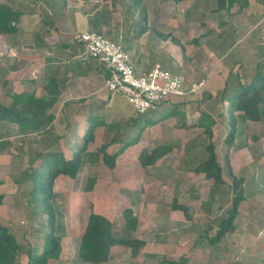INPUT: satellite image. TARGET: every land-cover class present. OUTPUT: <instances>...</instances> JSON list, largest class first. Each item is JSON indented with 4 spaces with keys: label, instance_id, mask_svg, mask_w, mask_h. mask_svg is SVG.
I'll return each instance as SVG.
<instances>
[{
    "label": "rangeland",
    "instance_id": "374dc122",
    "mask_svg": "<svg viewBox=\"0 0 264 264\" xmlns=\"http://www.w3.org/2000/svg\"><path fill=\"white\" fill-rule=\"evenodd\" d=\"M8 1L14 7L30 6L34 13L22 15L30 23L22 24V34L17 38L20 44L13 47L6 36L0 35L2 105H10L11 96L21 92L35 97L42 94L34 82L41 79L45 57L52 56L58 60L59 67L68 68L64 62L71 55L65 48L59 46L46 54L32 43L35 29L40 32L38 42L48 39L46 46L56 48L55 45L67 43L81 32H88L87 20L92 18L98 21L95 32L99 31L128 52L136 70L150 69L157 63L180 74L188 87L203 81L197 93L171 97L159 105L178 106L190 127H182L177 116L164 122L163 110L149 112L140 120L142 124L148 123L146 129L143 127L141 132L137 129L130 138L138 137V142L116 157L114 167L104 164L99 153L98 160L86 163L75 178L61 175L55 179L51 205L61 253L52 264H85L78 259L77 248L90 213L106 217L116 237L131 235L145 241L135 258L129 248L114 245L109 249L108 260L99 264H167L166 261L181 259L186 260L185 264H264V121L237 127L234 143L227 147L224 139L229 128L226 118L219 114L222 105L227 110L228 104L220 103L214 96L223 88L233 62L244 67L242 77L248 76L259 48L264 51V0H236L228 11L225 6L216 11L215 0H142L140 6L145 8L147 23H141L145 29L140 34L135 30L137 13L131 16L132 9L126 13L130 0L125 5L123 0H37L34 5L30 4L35 0ZM51 3L50 12L55 16L50 13L48 18L53 27L41 25L39 29L37 19L43 17L44 8ZM155 18L157 25L152 24ZM164 36L167 39L162 40ZM69 67L75 72V63ZM237 68L238 65L232 71ZM98 79L83 76L67 81L68 85L59 83L60 94L50 110L55 120L45 132L23 134L16 125L0 122V195L3 197L0 225L20 245L26 242L39 248L42 245L32 227L28 189L23 185V193H19L15 184L30 162L34 169L39 168L41 158L31 161L32 154L37 149L55 150L69 158L71 141L74 138L76 147L85 120L97 116L102 124L96 128L87 150L96 153L110 141L105 152L111 155L119 149L112 139H122L126 123L137 116L121 96L100 90L102 84ZM206 91L213 95L203 100ZM17 109L26 113L34 111L29 102H20ZM152 121L155 123L150 124ZM198 122L203 125L197 126ZM51 129L55 136L49 138L47 133ZM208 143L213 145L221 167L222 185H215L194 170L205 159ZM162 144L174 146L153 166L141 167L137 159L139 152L143 148L150 152ZM186 144L192 147L190 160L184 159ZM91 179L92 189L85 190ZM233 179L241 180L245 196L237 208L234 230L210 244L209 239L228 217ZM180 205L187 209L189 218L172 208ZM126 209L138 221L136 231L129 236L124 232ZM40 213L45 222V211ZM17 260L19 264L26 263L23 250L19 251Z\"/></svg>",
    "mask_w": 264,
    "mask_h": 264
},
{
    "label": "trees",
    "instance_id": "16d2710c",
    "mask_svg": "<svg viewBox=\"0 0 264 264\" xmlns=\"http://www.w3.org/2000/svg\"><path fill=\"white\" fill-rule=\"evenodd\" d=\"M125 1L126 0L122 1L124 5ZM130 1L131 6H128L129 8L127 7L126 13L130 9L133 10L131 16L137 13L138 18L135 20V24H137L135 30L139 31V34L143 33L145 27L142 26L141 23H144L146 12L144 10L145 8L140 6L142 0ZM215 2L216 11L223 9L224 6L228 11L233 4L237 3L236 0H215ZM36 3L37 0L33 1L30 5ZM48 6L52 7L53 5L51 3ZM29 7L30 6L26 7L22 5L14 7L8 0L0 1V35L12 36L20 31V18L25 12H32V7ZM44 15L45 14L42 16L44 17ZM97 22L96 18L87 20L88 32L99 34V31L95 32ZM76 40L78 44L81 45L82 51L84 52L83 44L79 41L78 37ZM84 56L85 58L91 59L86 55ZM257 57L251 74L244 77L241 75V70L244 67L239 63L233 62L231 65L232 70L237 65L239 69L237 68L238 70L236 71L230 70L228 77L223 81V88L219 91L217 90L214 95L216 98H219L220 103L225 102L228 104L227 110H223L222 105V111L219 114L220 117L226 118L225 124L229 128L228 134L224 139L227 147L234 143L235 135L238 130L237 127L240 125L246 127L247 123L250 122L259 123L264 121V51L260 48ZM42 82V95L39 97H35L33 94L20 93L11 96L12 101L10 105L5 106L0 103V122L16 125L19 132L23 134L45 132V128L51 126L55 120V115L50 110L57 102L60 90L58 89L59 83L57 77H47ZM212 95L213 94L209 91L204 92L203 100L211 98ZM20 102H29L34 108V111L26 113L21 109H17ZM71 104L72 103H64V105ZM160 104L145 114H135L137 116L134 119H129L128 123H126V133L122 135V139L116 141L112 139V143L116 142L122 145L111 155L105 152L106 147H108L107 144L110 141L100 146L96 153L87 150L89 143L94 140L96 128L102 124L97 116H90L85 120L83 133L80 137L76 138V147L74 145V138L73 142L71 141L69 146L71 156L69 158H66L60 151H39L37 149V151L32 154L31 161L41 158L39 168L34 169L33 163L30 162L28 168L15 179V184L17 185V191L19 193H23L21 189L23 185L28 189L26 191L29 195L27 203L32 210V227L35 228L34 231L37 234L36 236L40 238L42 245L40 248L29 242H26L25 245H20L16 242L13 235L0 225V264H19L17 256L19 251L22 250L27 259L25 264H52L54 261H57L61 253V239L57 235L54 212L51 205L53 196L52 187L55 179L61 175L71 179L75 178L86 163L89 164L98 160L99 153L104 164L110 168L114 167L116 157L122 154L125 148L138 142V137H134L131 140L130 138L137 129L141 132L144 130L145 126L148 125L146 121H143V124L140 123V120L146 117L149 112L156 113L170 107V116L179 117L182 127H190L189 124L185 122L184 114L177 109L179 108L178 106L164 105L160 107ZM153 123H155V121H152L150 124ZM202 125L201 122L197 123V126ZM207 132L210 135V132ZM47 135L49 138L55 136L53 135L52 129ZM191 145L195 146V143L192 142ZM173 146L174 145L162 144L151 149L150 152H146V149L143 148L139 152V155H137L140 166L143 168L153 166L158 160L169 154ZM185 146L184 159L190 160L193 151L191 154L189 152L192 150V147L188 146V144ZM205 152L206 157L194 168L195 172L202 173L205 178L212 180L215 185H222V170L217 162L211 143H208L205 147ZM92 185L93 180L91 179L84 189L91 190ZM231 189L233 190V198L231 200V208L227 212L228 217L222 221L221 227L218 229L215 236L209 239L208 242L210 244L217 243L226 232L234 230L233 221L237 216V208L245 197L244 190L241 186V180L233 179ZM2 199L3 197L0 195V206L2 204ZM173 203L175 204V200H173ZM172 208L181 210L182 213L187 216V209L184 206L180 205ZM41 210H44L47 215L45 222L41 220ZM123 218L124 232L129 236V233L131 234L136 231L137 219L132 216V211L130 209L123 211ZM112 228L111 222L106 217L97 213L89 214L77 248V257L82 263L99 264L106 262L109 256V249L114 245L125 246L130 249L132 257L135 258L137 256L138 249L144 246L145 242L136 237L133 238L131 235L130 237H116L112 233ZM185 261V259H181L178 261L179 263L174 261H166V263L185 264Z\"/></svg>",
    "mask_w": 264,
    "mask_h": 264
},
{
    "label": "built area",
    "instance_id": "2783aa9c",
    "mask_svg": "<svg viewBox=\"0 0 264 264\" xmlns=\"http://www.w3.org/2000/svg\"><path fill=\"white\" fill-rule=\"evenodd\" d=\"M78 38L84 46V55L98 61L105 69L106 91L121 96L134 114H145L168 98L197 93L203 85V81H198L188 87L180 74L159 65L137 71L128 52L101 34L84 32Z\"/></svg>",
    "mask_w": 264,
    "mask_h": 264
},
{
    "label": "crops",
    "instance_id": "0c3cea01",
    "mask_svg": "<svg viewBox=\"0 0 264 264\" xmlns=\"http://www.w3.org/2000/svg\"><path fill=\"white\" fill-rule=\"evenodd\" d=\"M51 8V7H50ZM49 6H47L46 8H44L45 10V15L44 17H42L41 19H37L38 20V28L41 29L39 26H47V25H52L53 27V24L52 22L49 21V18H48V15L51 13L50 12V9ZM31 13H34V12H31ZM153 14H156L155 12H153ZM25 15V14H24ZM52 17L55 16L54 13H51L50 14ZM25 16H22V18H20V31H18L15 35H4L6 36L7 40L11 41L12 42V46L15 47L14 45L15 44H20L19 41H17V38H18V34H22V28L25 23H28L29 20L27 21ZM51 19V18H50ZM157 18L154 19V21L152 22V24H156L157 25ZM147 23V13H146V16H145V19H144V23ZM30 23V22H29ZM34 34H35V37H31V41L34 45H38L36 46L37 48H40V49H43L44 52L43 53H46V54H50L52 53L54 50H57V48L59 47V45L61 46V49L63 46V48H65V50H67L69 52V54L71 56H68V59L64 62V63H67V67L66 70L64 68H61L59 67V63H58V60H56L54 57H45V59H43V62L41 63V67H42V70L41 71V79L39 81H35V85L37 86H40V89L42 87V84H43V80L47 77H57V80H59L60 84H67V81L69 83V81H72L74 77H91V78H99L101 79V89L100 90H105L106 89L104 88V80L105 78L107 77V73L105 71V69L103 68V66L96 60H93V59H88V58H85L84 56V53L82 51V47L81 45L78 44V41L76 40L77 37H79L80 34H78L76 37L74 38H71L69 42L67 43H64V44H58V45H55L56 48H53V47H50V46H46V42L48 41V39H45L46 41L44 43H40L38 42V39H37V36L38 34H40V32L38 30H34ZM46 32V31H45ZM84 33V32H83ZM43 34V33H42ZM17 35V36H16ZM164 39H167L165 36L163 37L162 40ZM14 40V41H13ZM43 40V38H42ZM76 40V41H75ZM40 43V44H39ZM69 44V45H68ZM11 46L10 49H14L13 47ZM130 55V54H129ZM48 56V55H47ZM154 57V56H153ZM154 59V58H153ZM131 60H132V63L133 65L135 66L136 69H138L136 67V64L135 61L133 60V58L131 57ZM75 63L76 67H75V72H72V68H70V64L71 63ZM43 64V65H42ZM157 65V63H156ZM154 66V65H153ZM152 66V67H153ZM12 69V67H11ZM166 69V68H164ZM145 70V69H143ZM142 69H139L137 71H143ZM172 73H176L174 70H170ZM34 78V77H33ZM98 79V80H99ZM68 85V84H67ZM23 93V92H21ZM42 95V94H41ZM39 97V96H38ZM164 116H165V119H164V122L166 121H169V119H172L174 116H170V111H171V108H167V109H164ZM146 129V128H145ZM118 145V148L121 147L122 144H117ZM130 146H128L127 148L124 149L123 152H125V150H127ZM138 223V221H137ZM144 241V240H143ZM145 242V241H144Z\"/></svg>",
    "mask_w": 264,
    "mask_h": 264
}]
</instances>
